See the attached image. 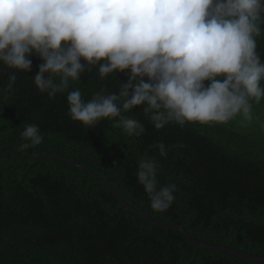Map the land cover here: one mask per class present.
I'll return each instance as SVG.
<instances>
[{
  "label": "trees",
  "instance_id": "obj_1",
  "mask_svg": "<svg viewBox=\"0 0 264 264\" xmlns=\"http://www.w3.org/2000/svg\"><path fill=\"white\" fill-rule=\"evenodd\" d=\"M257 23L261 34L254 39L264 63V16ZM28 58V73L0 63V89L11 75L17 77L7 98L0 92V264H264L197 247L178 230L124 206L93 173L35 156L60 155L91 168L128 204L183 225L198 241L264 256V96L259 102L249 98L251 120L241 112L226 123L181 126L171 120L157 130L144 105H137L87 127L71 118L67 92L49 98L36 87L33 77L44 61L36 53ZM129 73L116 70L101 79L98 65L86 68L68 91L78 89L86 102L101 91L118 94ZM125 118L139 120L144 133L128 135L121 123ZM29 124L39 127L43 140L25 149L21 133ZM160 142L166 157L155 147ZM145 157L158 162V187L176 186L163 213L151 208L137 179Z\"/></svg>",
  "mask_w": 264,
  "mask_h": 264
},
{
  "label": "clouds",
  "instance_id": "obj_2",
  "mask_svg": "<svg viewBox=\"0 0 264 264\" xmlns=\"http://www.w3.org/2000/svg\"><path fill=\"white\" fill-rule=\"evenodd\" d=\"M261 8L264 0H0V63L28 73V57L38 54L44 62L33 77L36 87L49 98L67 92L71 118L87 127L137 105L157 130L171 120L226 123L241 112L251 120L249 98L264 96V63L254 39L261 34ZM97 65L101 79L130 69L118 94L101 91L86 102L78 89L68 91ZM221 74L223 82L215 79ZM16 79L11 75L0 89L5 98ZM121 123L130 136L145 131L139 120ZM21 136L25 149L43 140L34 124ZM155 147L167 156L162 142ZM157 171L158 162L145 157L137 179L151 208L163 213L176 186L158 187Z\"/></svg>",
  "mask_w": 264,
  "mask_h": 264
},
{
  "label": "water",
  "instance_id": "obj_3",
  "mask_svg": "<svg viewBox=\"0 0 264 264\" xmlns=\"http://www.w3.org/2000/svg\"><path fill=\"white\" fill-rule=\"evenodd\" d=\"M214 6L215 5H213V7ZM260 13H264V8L260 9ZM24 156H26V155H24ZM35 156H39V157H54V158H57L59 160H62L64 162H67L69 164H72L74 166H77L79 168L85 169L86 171H89V172L93 173L94 175H96L97 177L101 178L106 184H108L110 186V188L113 190L115 195L123 203L124 206H126L127 208L133 210L135 213L139 214L140 216L146 218L147 220H149V221H151L153 223L165 225V226H168V227H171V228H174V229L178 230L190 243H192L193 245H195L197 247H206V248H211V249H215V250H220V251H224V252H227V253H231V254H234V255L241 256V257L249 259V260H257V261L264 262V256L254 255V254H251V253L239 250V249H235V248H232V247L224 246V245H218V244H212V243L198 241L195 238H193L191 235L188 234V232L185 230L183 225L177 224V223H172V222H167V221H163V220H159V219H155V218H152V217L148 216L144 212L139 211L138 209H136L133 206H131L130 204H128L122 198V196L119 194V192L114 187V185L112 183H110L107 179H105L101 174H99L98 172L92 170L91 168H89V167H87V166H85L83 164L75 163V162L70 161L69 159H67V158H65L63 156L55 155V154L35 155Z\"/></svg>",
  "mask_w": 264,
  "mask_h": 264
}]
</instances>
